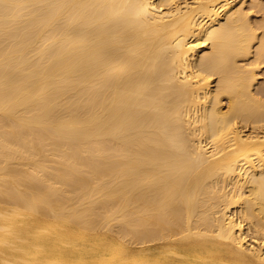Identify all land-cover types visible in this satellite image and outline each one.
Segmentation results:
<instances>
[{"label": "bare ground", "instance_id": "1", "mask_svg": "<svg viewBox=\"0 0 264 264\" xmlns=\"http://www.w3.org/2000/svg\"><path fill=\"white\" fill-rule=\"evenodd\" d=\"M264 0H0V264H264Z\"/></svg>", "mask_w": 264, "mask_h": 264}, {"label": "rangeland", "instance_id": "2", "mask_svg": "<svg viewBox=\"0 0 264 264\" xmlns=\"http://www.w3.org/2000/svg\"><path fill=\"white\" fill-rule=\"evenodd\" d=\"M264 68V66H262L260 69H263Z\"/></svg>", "mask_w": 264, "mask_h": 264}]
</instances>
